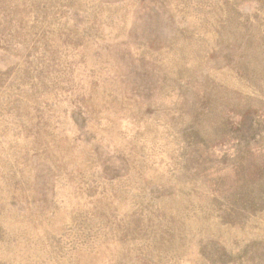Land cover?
I'll use <instances>...</instances> for the list:
<instances>
[{
	"label": "rangeland",
	"instance_id": "rangeland-1",
	"mask_svg": "<svg viewBox=\"0 0 264 264\" xmlns=\"http://www.w3.org/2000/svg\"><path fill=\"white\" fill-rule=\"evenodd\" d=\"M0 264H264V0H0Z\"/></svg>",
	"mask_w": 264,
	"mask_h": 264
}]
</instances>
